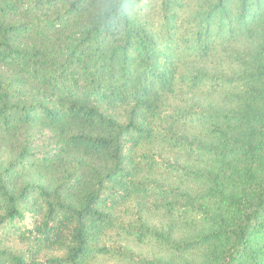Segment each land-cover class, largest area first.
<instances>
[{
  "label": "trees",
  "instance_id": "trees-1",
  "mask_svg": "<svg viewBox=\"0 0 264 264\" xmlns=\"http://www.w3.org/2000/svg\"><path fill=\"white\" fill-rule=\"evenodd\" d=\"M150 246L264 264V0H0V264Z\"/></svg>",
  "mask_w": 264,
  "mask_h": 264
},
{
  "label": "rangeland",
  "instance_id": "rangeland-1",
  "mask_svg": "<svg viewBox=\"0 0 264 264\" xmlns=\"http://www.w3.org/2000/svg\"><path fill=\"white\" fill-rule=\"evenodd\" d=\"M234 47L239 48V50L244 54L245 58H249V55L253 54L254 51V42L250 39H246L241 43L233 45ZM210 66H215V64H211ZM205 106H211L215 109L218 110H227L230 109L229 103L225 102L220 96H214V97H206L203 101ZM237 160V159H236ZM256 165L254 164H244V163H239V162H232L227 170L231 173H234V169L238 168L241 171H245L248 174H253ZM222 177V184L225 186V189L222 187L220 184V187L225 191L227 194H237L239 191H241V187L239 184L236 182V186H233L230 183V177L229 174L224 176V174L221 175ZM211 186H206L205 190L209 189ZM185 190L190 191L192 188H189L185 186ZM208 227L200 226L199 230L200 231H205L207 230ZM177 231L175 233L176 238L178 241L184 240L185 238H191L193 236V233H189L186 231H181L182 229L177 227ZM186 232V233H185ZM136 251L138 253H141L147 258H153V257H160L163 259H166L174 264H204V258L203 255L199 252H177V253H170L164 250H160L158 248H154L152 246L150 247H137Z\"/></svg>",
  "mask_w": 264,
  "mask_h": 264
}]
</instances>
